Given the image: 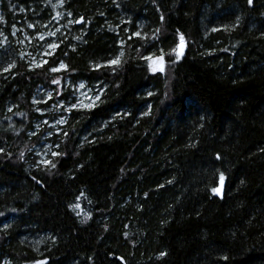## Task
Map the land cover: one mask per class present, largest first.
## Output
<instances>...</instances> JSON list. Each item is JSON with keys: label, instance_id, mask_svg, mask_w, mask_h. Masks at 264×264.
Returning <instances> with one entry per match:
<instances>
[{"label": "trees", "instance_id": "obj_1", "mask_svg": "<svg viewBox=\"0 0 264 264\" xmlns=\"http://www.w3.org/2000/svg\"><path fill=\"white\" fill-rule=\"evenodd\" d=\"M0 35V264H264V0H0ZM55 76L100 99L52 168L29 150Z\"/></svg>", "mask_w": 264, "mask_h": 264}, {"label": "rangeland", "instance_id": "obj_2", "mask_svg": "<svg viewBox=\"0 0 264 264\" xmlns=\"http://www.w3.org/2000/svg\"><path fill=\"white\" fill-rule=\"evenodd\" d=\"M37 37L38 36L35 34L32 35L22 32H20V37L17 35L14 36L15 44L20 47L19 51L21 52L25 61L31 66L38 64L40 61L39 59L45 57L51 50L49 46L41 44L39 46L40 50L32 55L30 52V47L35 43V41H37ZM2 42L3 38L0 35V43ZM175 52L174 56L176 57ZM38 55L40 57H37ZM150 58L151 60L148 59L149 64L152 63L153 67H159V65L162 63L163 71H165V62L161 60V58ZM57 79L60 81V83L54 84L53 81ZM80 85L81 84H78L77 86H70L69 83L65 82L60 76H55L51 82V89L40 90L34 98L33 109L35 113L39 114L40 118L38 119V122L35 123V129L31 135L38 139V145L32 147L29 150V153L31 156L30 161H34L36 165L46 166L44 162L51 161L50 157L53 156V153L56 149V146L53 145L51 139L53 135H60L63 133L62 128L68 120L69 111L72 109H87L89 108L87 106L92 104L93 100L95 99L96 93L94 90L85 88V86L81 88ZM66 89H70L71 94L69 100L67 101L64 100ZM49 94H51V97ZM46 103H49V105L47 107H43L42 105H45ZM73 105H75V107H73ZM74 211L79 215L84 214L80 206L79 208H75Z\"/></svg>", "mask_w": 264, "mask_h": 264}, {"label": "snow or ice", "instance_id": "obj_3", "mask_svg": "<svg viewBox=\"0 0 264 264\" xmlns=\"http://www.w3.org/2000/svg\"><path fill=\"white\" fill-rule=\"evenodd\" d=\"M248 2H249V4H251V3H252V0H248ZM71 22H72V21H70V23H71ZM75 23H81V21H80V20H76ZM29 27H31V25H29ZM57 31H59V29H57ZM137 35H139V34L137 33ZM40 38L43 39V37H40ZM183 41H184L183 36H180V42H181V43H180V45H178V49H179V50H177V51L175 52L177 59H179L180 56H181L182 53H183ZM49 47L55 49L56 47H58V45H56V44L53 43V44L49 45ZM121 55H123V53H121ZM145 59H149V60H151L150 57H145ZM47 63H48V61L45 60V61H43L41 64H36V67H42L43 64H47ZM118 64H119V57H117V58H116L115 60H113V61H110L109 66H111V65H118ZM98 67H99V66H98ZM64 68H65V65H64L63 63H61V64L59 65V67H51V68L49 69V71L55 73V72H59L61 69H64ZM149 68H150V70H152L153 72H155V71H161V72H162V71H163V64L161 63V64L159 65V67H153L152 63H150V64H149ZM5 71H8V69H5ZM53 83H54V84H59L60 81L57 79V80H54ZM80 87L83 88L84 85L81 84ZM149 95H151V93H149ZM49 96L51 97V94H49ZM99 99H100V97H99V96H96L95 99L93 100L92 104L88 105L87 107H89V108L93 107L94 104H95V101H96V100H99ZM73 107H75V105H73ZM21 155H22V154H21ZM56 155H58V153H55V152H54V153H53V156H56ZM216 158H217V159H221L220 156H217ZM44 163H45L46 165L50 164V166H51L52 168H55V167H56V164L53 163V162L45 161ZM219 179H220L221 183H223V181H224V176H223V174H220ZM37 182L39 183V181H37ZM212 191H213V193L216 194V195H219V194H220V189H218V188H213ZM73 207H74V208H79V205L76 204V205H74ZM162 255H163V254H162ZM225 259H226V258H225ZM38 264H45V262L41 261V262H38Z\"/></svg>", "mask_w": 264, "mask_h": 264}, {"label": "water", "instance_id": "obj_4", "mask_svg": "<svg viewBox=\"0 0 264 264\" xmlns=\"http://www.w3.org/2000/svg\"><path fill=\"white\" fill-rule=\"evenodd\" d=\"M218 189H220V194L219 195H216L215 196L218 198V199H222L223 197V193H224V182L221 183V181L218 182V186H217Z\"/></svg>", "mask_w": 264, "mask_h": 264}]
</instances>
